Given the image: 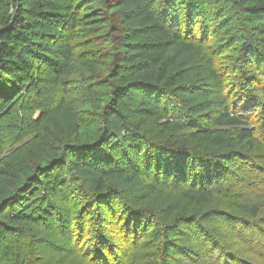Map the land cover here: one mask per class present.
Listing matches in <instances>:
<instances>
[{
    "label": "trees",
    "instance_id": "trees-1",
    "mask_svg": "<svg viewBox=\"0 0 264 264\" xmlns=\"http://www.w3.org/2000/svg\"><path fill=\"white\" fill-rule=\"evenodd\" d=\"M189 52L204 65L168 64ZM94 99L99 122L71 145L54 120L75 115L80 137ZM220 130L262 163L264 0H0V264H136L147 244L157 264H176L190 252L180 226L204 219L163 216L148 197H236L229 183L215 187L235 173L234 149L200 148ZM38 140L53 150L34 164ZM16 157L32 162L11 165ZM234 188L250 197L235 208L263 216L264 191Z\"/></svg>",
    "mask_w": 264,
    "mask_h": 264
},
{
    "label": "rangeland",
    "instance_id": "rangeland-1",
    "mask_svg": "<svg viewBox=\"0 0 264 264\" xmlns=\"http://www.w3.org/2000/svg\"><path fill=\"white\" fill-rule=\"evenodd\" d=\"M9 15H11V12H9ZM101 35L103 34L102 33L99 34L97 32L96 34L94 33L91 34V36H93L94 38H100ZM192 53L193 52L181 53L172 56L168 60L169 61L168 64L171 66L172 69L179 71L184 70V66L189 64V62L190 64L195 65L194 67L196 68L199 65L203 66L204 64H201L200 61H197L195 59L196 56ZM103 91L104 90L102 89L98 91L96 98H98V93L101 95ZM215 94H217V92H215L214 95ZM97 102L99 101L94 99V102L87 105L88 111L82 114L85 120L83 122V125L80 127V129L83 128L84 132L83 130L81 131L80 137L76 136L77 135L76 129L78 127L70 129L71 124L76 123L77 117L74 114L73 117L71 116L68 117L67 115V116L59 117L54 120V122L61 123L60 126L62 125V128H64L63 130L65 132L69 131L67 134L68 136L72 135V137H74L75 135V137L72 138V140L70 141L71 145L76 141L85 142L86 140H89L90 137L89 138L86 137V132L88 131L92 132L93 126L97 125V122H99V119H97L96 115L94 114L95 112H97L96 108L99 106ZM37 117L38 114L35 118L37 119ZM61 118L63 119L60 120ZM46 122H49V120H47ZM47 128H52L49 125V123L47 124ZM228 132H229L228 130H223V131L220 130V134L217 135L216 139H213L214 144L201 145L200 148H203L204 150H211L217 148V147L215 148L214 145L222 144L223 148H227V146L229 147L227 150L234 149L233 151L236 152V154L235 156H233V158L229 159L230 161L229 163H232L233 166H231L230 168L234 170L235 173L232 175V173L230 172L225 177L219 179V182H221V184L216 185L215 187L219 186V188H222L221 185L229 183L230 185L226 187L225 190L227 191L229 196L234 195L236 197L234 198L231 197L232 199L226 200L223 189H221L222 192L221 191L217 192L211 199H209V202L201 205L189 203L188 200H184L182 197H180L179 194L170 193L168 192V190H157L156 194H153V196L148 197L151 199V205L160 203V205L158 206L159 208L156 207L154 209V207L151 206L152 211H155L158 214L164 216V215H168L172 211V214L174 213V215H176V212L179 211L180 213H185V214L189 213L190 215L195 216L193 217L194 220H200L203 218L204 221H206V222L202 221L200 223H193L191 226L186 227L185 230H182L180 226V235H179V238H181L180 242L183 246L188 247L190 252L181 255L176 264H264V210L262 209L263 216L257 219H253V218H249V216L246 215L243 212V210L242 211L238 210L237 207L236 209L235 205L237 204L239 205L240 202H242L245 205H249L243 202V200H248L250 197L240 196V194H238V192L234 188L237 185L239 188H241V186H244V188L248 190L252 186L253 188H255L257 193L259 192V190L264 191V157H261L263 158L262 163L258 164L252 158V156L254 157V155H252L251 152L248 153L247 147L244 144H239L235 140H232L230 144H226V141L228 142L230 139V137H228L227 134ZM48 135L54 136L53 132L51 134L48 133ZM171 139H175V137H172ZM34 145L35 146L30 148L31 151L34 152V154L36 155L34 164H38L40 161L45 160L46 158L51 156L53 150L52 148L48 149L47 147L42 145V143L39 142V140ZM262 145L263 148L255 147L254 151L252 150L253 153H258L260 155H263L264 144ZM42 149L45 150V153L42 152ZM39 153H41V155L37 157ZM21 157L19 158L16 157L12 161L11 165H17L18 167H20L22 165H26L32 162V161L25 162V160L20 159ZM64 175L65 178L67 177L70 178L68 172H65ZM49 178H51L50 175L47 177L42 176L38 186L42 187L40 183L43 180L46 181ZM123 184H120L118 186L112 185V187L114 190L120 191L119 188ZM215 187L213 189H216ZM198 189L207 190L204 189L203 187L201 188L198 187ZM129 194L133 195L134 193L129 191ZM147 195H148L147 191H141L133 195L132 199L144 203L149 201L148 198H145V196ZM226 209H228V211H226ZM225 213L230 214L232 217H227V216L225 217L226 215ZM244 220H247L253 225L251 226L252 227L251 229L246 228L243 230L240 227H238L237 223H241ZM35 229L36 228H34V230ZM236 232H240L243 235H249V236L246 240L243 238V241L240 240L237 244H234L237 239L235 235ZM35 233H36V237H39L41 233H48V232L46 230H43L42 228L40 230L36 229L34 234ZM109 235H114V232L113 231L109 232ZM123 247L125 248L126 245H123ZM144 249L142 253L143 257H141L142 259L140 261L138 259L134 260V261L138 260L136 261V264H157V257L153 255L154 248H152L150 244H147L144 247ZM66 264L69 263L67 262Z\"/></svg>",
    "mask_w": 264,
    "mask_h": 264
}]
</instances>
